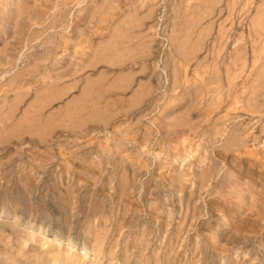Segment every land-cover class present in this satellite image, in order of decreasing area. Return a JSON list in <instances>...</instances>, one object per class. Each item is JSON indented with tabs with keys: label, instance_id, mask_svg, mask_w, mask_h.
<instances>
[{
	"label": "rangeland",
	"instance_id": "374dc122",
	"mask_svg": "<svg viewBox=\"0 0 264 264\" xmlns=\"http://www.w3.org/2000/svg\"><path fill=\"white\" fill-rule=\"evenodd\" d=\"M0 264H264V0H0Z\"/></svg>",
	"mask_w": 264,
	"mask_h": 264
}]
</instances>
